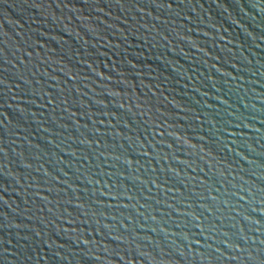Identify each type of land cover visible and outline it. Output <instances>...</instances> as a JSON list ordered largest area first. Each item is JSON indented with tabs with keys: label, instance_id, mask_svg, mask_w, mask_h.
I'll return each mask as SVG.
<instances>
[{
	"label": "water",
	"instance_id": "1",
	"mask_svg": "<svg viewBox=\"0 0 264 264\" xmlns=\"http://www.w3.org/2000/svg\"><path fill=\"white\" fill-rule=\"evenodd\" d=\"M0 264H264V0H0Z\"/></svg>",
	"mask_w": 264,
	"mask_h": 264
}]
</instances>
